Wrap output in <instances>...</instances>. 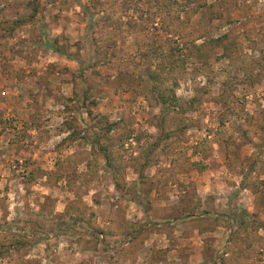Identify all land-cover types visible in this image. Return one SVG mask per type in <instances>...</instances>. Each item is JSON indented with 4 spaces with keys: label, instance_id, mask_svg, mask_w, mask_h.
Returning a JSON list of instances; mask_svg holds the SVG:
<instances>
[{
    "label": "rangeland",
    "instance_id": "rangeland-1",
    "mask_svg": "<svg viewBox=\"0 0 264 264\" xmlns=\"http://www.w3.org/2000/svg\"><path fill=\"white\" fill-rule=\"evenodd\" d=\"M0 264H264V0H0Z\"/></svg>",
    "mask_w": 264,
    "mask_h": 264
}]
</instances>
